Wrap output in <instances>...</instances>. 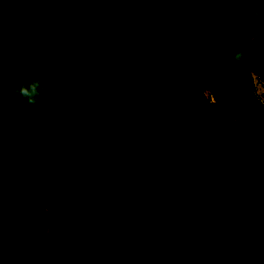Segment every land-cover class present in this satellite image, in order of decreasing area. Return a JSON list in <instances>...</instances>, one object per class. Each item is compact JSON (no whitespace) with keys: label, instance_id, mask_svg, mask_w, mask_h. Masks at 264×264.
Returning <instances> with one entry per match:
<instances>
[{"label":"trees","instance_id":"16d2710c","mask_svg":"<svg viewBox=\"0 0 264 264\" xmlns=\"http://www.w3.org/2000/svg\"><path fill=\"white\" fill-rule=\"evenodd\" d=\"M168 1L169 6L159 10L153 20V37L150 42L131 46L129 44L132 43L127 44L128 40L126 41L121 29L141 22L145 17L144 13L135 21L123 22L120 29L110 24L98 26L96 8H111L112 0H83L82 20L87 21V15L93 25H89V28L80 27L88 37L84 51L80 54V59H86L75 63L70 72H66V81H78L83 85L81 92L75 95L66 94V97L72 95L66 102L67 121H61L60 115L51 118L43 113L32 114L30 108H26L21 100L16 103L17 111L14 113H0V153L9 150H59L65 148L68 141L81 138L88 141L96 136V133L89 130L90 136L88 126H100L106 122L107 114L113 107L108 103L109 100H114L117 105L133 107L135 112L127 116L133 118V124L137 126L138 109L141 106L146 108L143 100L158 95L175 79L187 75L192 89L191 95L198 106V115L192 118L187 143L192 146L190 159L199 161L191 168L197 166L198 169L183 173V179L165 176L151 182L174 193L175 209L154 218L141 230L143 237L129 232L123 226L118 227L113 239L97 244L98 251L95 254L81 257L79 251L75 250L72 259L63 264H196L197 254L202 246L198 211L202 207L203 178L208 177L209 182L215 180V173L224 176L222 168L217 166L214 158V145L223 144L218 129L220 118L227 117L229 110L233 112L230 119L234 121L237 131V148L253 145L257 149L264 146V104L254 94L253 79V74L256 73L264 81V67L261 62L251 61L257 55L249 58L248 63L251 66L244 68L243 77L234 69L236 63L232 59L221 61L230 65L228 74L205 68V42L196 44L191 32L197 11L205 12L203 6L196 0ZM244 2L245 0H235L228 11L223 9L226 13L223 19L231 22L230 16L236 15ZM251 2V6L241 15H244L245 29L256 35L263 31L264 0H261L260 8L255 6V0ZM221 5V0H214L209 11H218ZM252 6L258 13L257 16H252ZM214 29V25L207 22L204 37L222 34ZM12 30L13 26L10 25L6 32L3 31L6 39L11 38ZM100 35L103 36L101 44L97 41ZM38 38L33 43V48L43 46V40H46L42 33ZM89 38L93 45H89ZM221 56L222 54L218 60ZM57 72L54 78L60 79L62 71ZM240 90L246 91V99L237 94ZM206 91L212 95L215 103L210 105L206 99ZM49 101L50 98L44 95L34 107ZM115 104L113 105L116 106ZM249 110L253 113L246 114ZM26 111L30 115L22 117L21 114ZM257 120L262 122L258 123ZM7 132L8 137L5 139L1 133ZM82 132L85 133L83 136ZM109 135V132H104L101 137H97L96 142H102ZM121 153L125 151L113 148L105 159L90 158L84 164L54 175L53 168L48 166L45 172L50 176L40 182L39 194L22 198L20 209L13 210L15 213L0 200V243L6 242L0 252V264H40L48 260L44 254L50 247L81 246L98 222L117 215H134L136 208L127 186V168L123 165ZM171 161L181 164L186 159ZM260 169L264 168L255 167L254 174L260 176ZM187 173L193 174L194 179L189 178L187 181ZM243 173L236 174L237 177L231 179L234 188L229 195L235 196L238 190L237 195L240 198L247 194L250 197L246 202L240 199L244 210L236 206L234 219L238 213L243 216L245 212L248 220L264 222V200L261 202L264 197V184L256 177H244ZM151 183H146L145 189ZM253 183V187L260 192L257 198L250 189V184ZM26 189L27 186L24 187ZM143 193L148 192L144 190ZM154 195L153 191L148 193L150 203ZM189 200L192 201L191 207L187 206ZM251 209L256 211L255 214H251ZM59 210L63 217L56 220ZM52 211L53 228L42 235L36 231L35 223ZM248 247L251 250L245 258L264 264V237L258 236ZM53 262L54 260L47 264Z\"/></svg>","mask_w":264,"mask_h":264},{"label":"rangeland","instance_id":"374dc122","mask_svg":"<svg viewBox=\"0 0 264 264\" xmlns=\"http://www.w3.org/2000/svg\"><path fill=\"white\" fill-rule=\"evenodd\" d=\"M196 1L203 6L205 12L197 11L191 32L196 44L205 42L206 63L203 65L205 68L228 74L230 65L221 61L232 59L235 52L241 49H247L249 52L243 63L234 66L241 77L244 76V68L251 66L248 61L254 54L257 57L251 61L261 62L264 67V22L262 33L256 35L248 32L243 26L245 19L241 14L251 6V0H245L238 13L230 16L232 21L229 23L223 19V15L226 14L224 10L228 11L235 0H221L222 7L220 6L218 11H209L214 0ZM82 2L83 0H0V113L17 111L16 103L20 98L11 94L12 87H18L31 79H41L47 86L45 95L50 101L39 107L30 108L31 113H43L51 118L60 115L61 121H67L66 102L69 96L81 92L83 85L78 81L70 83L66 81V72L69 73L75 63L86 59H80V54L84 51L85 40L88 37L80 27L89 28V25H93L87 15V21L82 20ZM255 3L256 7H261V0L259 2L255 0ZM168 6V0H112L111 8H96V24L98 26L110 24L120 29L123 22L135 21L144 13L145 17L141 22L121 29L126 41L128 40L127 44L129 42L132 43L129 44L131 46L144 45L153 37V20L157 12ZM251 9L252 16H257L254 6ZM207 22L214 25V31H221L222 34L204 37ZM10 25L13 26V30L8 40L3 31L6 32ZM40 33L46 40H43V46L33 48V43L39 39ZM102 38L101 35L97 37L99 44L102 43ZM88 43L93 45L90 38ZM57 71H62L60 79L54 78ZM68 78L70 79V76ZM253 79L254 94L264 104V81L256 73L253 74ZM191 93L192 89L185 75L175 79L158 95L143 100L146 108L141 106L138 109L137 126L133 124L134 119L127 116L135 112L133 107L117 105L114 100H109L108 103L113 107L107 114L106 122L100 126H88L90 136L91 132L97 134L88 141L85 138L68 141L65 148L52 151L9 150L0 153V200L14 212L13 210L20 209L22 198H31L39 194L40 182L50 176L45 172L48 166L53 168L54 175L84 164L90 158L105 159L113 148L125 151L120 155L123 165L127 168L126 182L136 213L130 216L117 215L98 222L81 246L50 247L44 254L48 260L40 264H47L52 260L53 264H63L72 259L75 250L79 251L81 257L95 254L98 251L97 244L113 239L117 228L121 226L143 237L141 230L154 218L171 213L175 209L174 193L151 182L165 176L183 179L181 176L183 173L198 169L197 166L191 168L199 161L190 159L192 146L187 143L192 118L198 115V106ZM66 94L72 95L66 97ZM205 94L211 105L213 103L211 94L208 91ZM237 94L247 98L245 90H240ZM85 100L84 96L83 102ZM229 104L232 108V103ZM27 111L21 116H29L30 112ZM250 113L253 111L249 110L246 114ZM227 114V117L220 118L218 128L223 144L214 145V158L217 166L222 168L224 176L214 172L217 176L214 181L207 182L209 178H203L202 207L198 211L202 246L197 254L196 264H257L249 261L245 255L251 250L248 247L251 241H256L258 236L264 237L262 220H248L245 212L243 216L238 213L234 219L236 206L244 210L240 201L246 202L250 195H243L240 198L237 195L238 190L235 196L229 195L234 188L231 179L237 177L236 174L244 172V177H256L264 184V169H260V176L254 174L255 167L264 168V146L257 149L253 145L237 148L235 146L238 139L235 135L237 131L234 121L230 119L233 112L229 110ZM104 132H109L110 135L97 143V137H101ZM1 134L7 139L8 132ZM84 134L82 132V136ZM113 153L116 154V151ZM180 158L186 161L181 164L171 161ZM186 176L187 181L189 178L194 179L191 173H187ZM148 182L151 184L145 189L144 185ZM253 185L255 183L250 184V189L257 198L260 192ZM26 186L27 189L24 190ZM144 190L155 193L152 203L148 200V193H143ZM263 200L264 197L261 202ZM191 205L192 201L189 200L187 206ZM255 212L251 209V214ZM57 213L56 220L63 217L60 216V210ZM51 215L53 211L37 220L34 226L36 231L43 235L52 230ZM5 243V241L0 243V252L3 251Z\"/></svg>","mask_w":264,"mask_h":264},{"label":"clouds","instance_id":"9594fccd","mask_svg":"<svg viewBox=\"0 0 264 264\" xmlns=\"http://www.w3.org/2000/svg\"><path fill=\"white\" fill-rule=\"evenodd\" d=\"M249 55L247 49H241L235 52L232 60L236 64L243 63ZM47 86L41 79H31L26 83H21L18 87H12L10 89L11 94L15 97H19L23 101L26 108H32L36 106L40 99L45 95ZM212 97V95H211ZM213 103H215L214 98Z\"/></svg>","mask_w":264,"mask_h":264}]
</instances>
